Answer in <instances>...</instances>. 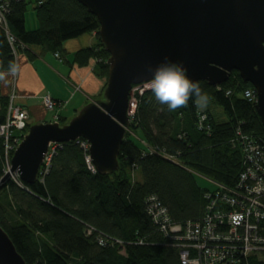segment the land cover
<instances>
[{"label": "trees", "instance_id": "1", "mask_svg": "<svg viewBox=\"0 0 264 264\" xmlns=\"http://www.w3.org/2000/svg\"><path fill=\"white\" fill-rule=\"evenodd\" d=\"M7 2L5 24L16 43L11 45L7 29L0 25V72L17 64L16 47L19 53L29 54L35 47L61 59L67 40L95 34L99 41L76 52L74 63L96 60L97 74L106 81L109 53L100 39L99 21L78 0ZM31 3L37 20L33 29L26 22ZM196 82L208 97L203 109L190 100L184 108L169 111L150 88L137 92L134 131L121 146L116 172L90 171L80 138L57 145L48 173L35 183L23 182L21 187L10 180L0 187V224L28 264H181L179 247L148 213L149 198L156 196L175 223L198 221L205 212V194L212 190L202 187L197 175L231 187L243 169L237 131L254 137L264 151L257 103L243 95L254 89L252 84L236 70L218 86ZM7 102L0 91V121ZM215 105L223 108L226 119L213 113ZM202 113L208 131L198 126ZM58 120L66 123L68 118L58 115ZM2 175L0 162V179ZM240 259V264H264L256 256Z\"/></svg>", "mask_w": 264, "mask_h": 264}, {"label": "water", "instance_id": "2", "mask_svg": "<svg viewBox=\"0 0 264 264\" xmlns=\"http://www.w3.org/2000/svg\"><path fill=\"white\" fill-rule=\"evenodd\" d=\"M100 24L109 71L103 98L85 105L68 123L29 127L12 158L26 184L37 181L52 144L89 143L102 174L119 168L131 126L135 85L150 82L166 58L185 66L194 81L218 86L236 70L252 84L264 125V0H78ZM9 180L6 174L0 187ZM0 264H28L0 224Z\"/></svg>", "mask_w": 264, "mask_h": 264}, {"label": "built area", "instance_id": "3", "mask_svg": "<svg viewBox=\"0 0 264 264\" xmlns=\"http://www.w3.org/2000/svg\"><path fill=\"white\" fill-rule=\"evenodd\" d=\"M3 1L5 2L0 4V25L7 29L4 14L8 2ZM9 33L7 30L10 43L14 45L16 38L13 36L11 39ZM56 56L60 57L59 54ZM6 73L7 71L0 72ZM11 76L13 86L7 96L5 119L0 121V162L2 176L9 174L10 180L24 187L20 173L12 171V158L27 134L29 113L25 106L17 101V73ZM135 86L133 89L138 88V85ZM243 95L250 101H258L254 89L245 90ZM43 105L48 111H55L58 103L51 95H45ZM206 121V114H200L198 126L208 131L210 126ZM237 134L236 143L243 152V169L234 186L214 182L215 189L205 194L207 204L200 220L187 221L184 224L175 223L156 196L149 198L148 213L169 241L179 247L181 264H240V255L246 260L256 256L259 261H264V151L254 137L244 135L240 131H237ZM79 143L85 152L89 170L96 173V167L89 154V143L86 140ZM57 145L60 144H55L54 148L53 144L50 146L38 178L48 173ZM101 241H104V238ZM105 241L111 245L121 244L114 240Z\"/></svg>", "mask_w": 264, "mask_h": 264}, {"label": "crops", "instance_id": "4", "mask_svg": "<svg viewBox=\"0 0 264 264\" xmlns=\"http://www.w3.org/2000/svg\"><path fill=\"white\" fill-rule=\"evenodd\" d=\"M96 42L95 34L67 40L63 44L61 59L55 53H42L35 47L31 48L29 54L24 51L20 53L16 64L17 101L28 110L30 125L58 121L54 118L56 115L70 119L83 106L100 100L106 81L97 74L96 60L86 65L74 63L76 52L92 47ZM12 86L13 77L5 74L0 81V91L4 97L9 95ZM45 95L57 100L56 112L45 109Z\"/></svg>", "mask_w": 264, "mask_h": 264}, {"label": "clouds", "instance_id": "5", "mask_svg": "<svg viewBox=\"0 0 264 264\" xmlns=\"http://www.w3.org/2000/svg\"><path fill=\"white\" fill-rule=\"evenodd\" d=\"M17 71L18 66L12 63L6 74L15 75ZM3 75L0 74V78ZM150 90L155 100L166 105L169 111L184 108L190 100H194L200 109L207 107L208 97L190 77L185 66L167 58L152 70Z\"/></svg>", "mask_w": 264, "mask_h": 264}, {"label": "rangeland", "instance_id": "6", "mask_svg": "<svg viewBox=\"0 0 264 264\" xmlns=\"http://www.w3.org/2000/svg\"><path fill=\"white\" fill-rule=\"evenodd\" d=\"M33 6H34V4L33 3H31V4H29L28 5V11H27V14H26V22H27V27L28 28H36L37 27V20H36V17H35V13H34V10H33ZM7 30L9 31V29L7 28ZM10 32V31H9ZM89 35L90 34H85V37H89ZM9 36L11 37V39H12V37H13V34L12 33H9ZM96 41L98 42L99 41V39L96 37ZM96 42V43H97ZM16 49V50H15ZM14 49V54L16 55V58H17V61H18V56L20 55V53H19V50H18V48L16 47ZM107 78H108V76H107ZM107 78H106V82H107ZM136 87V86H135ZM138 88L137 89H133V91L131 92V97H130V109H129V115H130V119L131 118H133V116H134V113H135V110H136V108H137V103H138V100L137 99H135V96H136V94H137V91H139V94H141V93H143V91L144 90H146L147 88H150V82H147V84H139L138 86H137ZM103 98V96L100 98V99H102ZM45 107V106H44ZM84 107V106H83ZM82 107V108H83ZM46 109V108H45ZM47 110V109H46ZM212 110H213V113L217 116V118L218 119H226V115H225V113H224V111H223V108L221 107V106H219V105H215V106H213L212 107ZM48 111V110H47ZM80 111V110H79ZM78 111V112H79ZM50 112H56V111H50ZM77 112V113H78ZM58 115H56V116H54V118H56ZM71 119V118H70ZM70 119H68L67 120V122L66 123H68V121L70 120ZM58 122H60L59 120H58ZM61 123V122H60ZM66 123H61V124H66ZM27 130H29V129H27ZM133 129H132V126H130V128H128V135L129 134H133ZM28 132V131H27ZM26 135V134H25ZM144 142V141H143ZM145 143V142H144ZM146 144V143H145ZM54 145L55 144H53V146H52V148H54ZM147 145V144H146ZM151 151H154V149H152ZM155 152V151H154ZM138 173L137 172H134L133 173V176L136 178L138 175H137ZM39 177V176H38ZM3 178V176L1 177V179ZM0 179V180H1ZM197 180H198V183L202 186V187H204V188H208V189H210V190H214L215 189V184H214V182L213 181H211L210 179H208V178H206V177H204V176H201V175H197ZM8 181H10V179L8 180Z\"/></svg>", "mask_w": 264, "mask_h": 264}, {"label": "bare ground", "instance_id": "7", "mask_svg": "<svg viewBox=\"0 0 264 264\" xmlns=\"http://www.w3.org/2000/svg\"><path fill=\"white\" fill-rule=\"evenodd\" d=\"M243 155V154H242ZM243 158V157H242ZM240 161H242V160H240ZM234 185V184H233Z\"/></svg>", "mask_w": 264, "mask_h": 264}]
</instances>
